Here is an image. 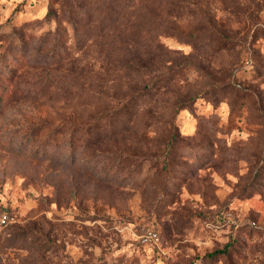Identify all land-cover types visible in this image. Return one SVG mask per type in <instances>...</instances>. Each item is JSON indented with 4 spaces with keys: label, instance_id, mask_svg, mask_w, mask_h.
Wrapping results in <instances>:
<instances>
[{
    "label": "rangeland",
    "instance_id": "374dc122",
    "mask_svg": "<svg viewBox=\"0 0 264 264\" xmlns=\"http://www.w3.org/2000/svg\"><path fill=\"white\" fill-rule=\"evenodd\" d=\"M0 264H264V0H0Z\"/></svg>",
    "mask_w": 264,
    "mask_h": 264
},
{
    "label": "built area",
    "instance_id": "2783aa9c",
    "mask_svg": "<svg viewBox=\"0 0 264 264\" xmlns=\"http://www.w3.org/2000/svg\"><path fill=\"white\" fill-rule=\"evenodd\" d=\"M151 237H153V238H155V239H157L158 238V236H157V234L155 233V234H152L151 235Z\"/></svg>",
    "mask_w": 264,
    "mask_h": 264
}]
</instances>
